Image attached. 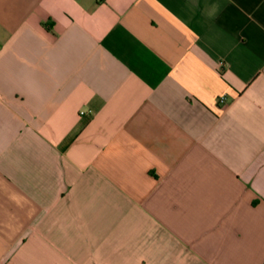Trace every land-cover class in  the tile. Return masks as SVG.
<instances>
[{
	"label": "crops",
	"instance_id": "1",
	"mask_svg": "<svg viewBox=\"0 0 264 264\" xmlns=\"http://www.w3.org/2000/svg\"><path fill=\"white\" fill-rule=\"evenodd\" d=\"M0 264H264V0H0Z\"/></svg>",
	"mask_w": 264,
	"mask_h": 264
},
{
	"label": "built area",
	"instance_id": "2",
	"mask_svg": "<svg viewBox=\"0 0 264 264\" xmlns=\"http://www.w3.org/2000/svg\"><path fill=\"white\" fill-rule=\"evenodd\" d=\"M224 100V97L222 98V101Z\"/></svg>",
	"mask_w": 264,
	"mask_h": 264
}]
</instances>
